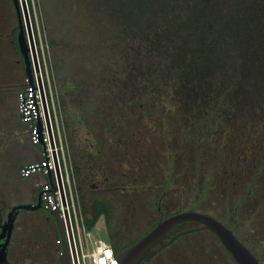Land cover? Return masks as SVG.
<instances>
[{"label":"trees","instance_id":"trees-1","mask_svg":"<svg viewBox=\"0 0 264 264\" xmlns=\"http://www.w3.org/2000/svg\"><path fill=\"white\" fill-rule=\"evenodd\" d=\"M65 1L62 18H74L75 28L69 36L59 30L57 37L49 23L48 39L66 129L65 160L90 213L84 214L86 228L101 217L109 222L113 213L107 197H88L91 192L125 200L133 219L145 209L157 214L135 239L110 238L114 252L150 230L161 211L165 217L193 209L223 222L264 264V0ZM5 4L0 0V107L11 103L16 125L0 123V150L20 133L30 138L29 123H20L17 110L25 76L17 18L7 17ZM28 8L33 21L29 0ZM44 84L54 128L45 76ZM36 156L43 157L42 149ZM23 163L13 165L15 173L20 175ZM12 169L7 166L0 179L1 223L22 201L11 200ZM208 199L215 203L205 210L201 205ZM169 200L177 206L166 214L162 204ZM22 211L29 210L15 212L8 245L13 264H21V258H11L20 224L33 217ZM35 212V222L50 234L49 247L37 249L39 258L24 255L32 264H49L52 255L56 264L54 219ZM199 224L184 221L170 233ZM210 237L217 245L205 241ZM143 264L237 263L213 232L199 228Z\"/></svg>","mask_w":264,"mask_h":264},{"label":"rangeland","instance_id":"rangeland-1","mask_svg":"<svg viewBox=\"0 0 264 264\" xmlns=\"http://www.w3.org/2000/svg\"><path fill=\"white\" fill-rule=\"evenodd\" d=\"M6 7L5 14L9 19H11V15H15V9L12 7L10 0H3ZM28 5V0H26ZM30 2V8L31 13L33 14V21L30 16L31 26H32V34L35 42V49H36V55L37 59L39 61L40 67L42 69V72L44 76L46 77L47 84L49 87V93L52 95V99L54 100V103L52 101V108L54 111V133H55V140L58 144L61 143L62 145V151L63 156L66 158V140L64 133L66 135V129L63 127V119L61 118L60 109L58 108V105L61 106L60 101V95L57 94L58 89L56 90L57 85V71L55 68V64L53 62V58L50 51V43H49V36L48 34L49 28L47 27V24H51V26H55L57 28V35L59 36L58 31H62L66 34V36H69L73 31V28H75V20L74 18L65 17L62 18V15L67 13V3L65 0H29ZM29 11V8H28ZM30 15V12H29ZM50 26V27H51ZM4 30H9L8 26L3 27ZM52 37V34L51 36ZM65 68V67H64ZM55 87V89H54ZM3 88V84L0 86V89ZM58 104V105H57ZM9 108H11V103H3L0 107V123L3 125H16L15 123V116L9 117ZM61 108V107H60ZM5 121L6 123H4ZM20 123H24V121L20 120ZM20 123H17L18 126H21ZM41 151V145L40 144H33L30 141V138L27 134L20 133V136L18 138H9L6 146L4 149L0 150V179H4V173L6 167L12 166V172L10 173L11 179L9 177L10 181V187L13 189L11 194V200L12 199H23L22 201H19L18 203H26L25 199L28 195H25L24 193L25 189L28 187V182L33 179L32 176L34 174L40 175L43 177L45 174L41 172H36L34 174H31V176L28 177H21L19 173H15V167L13 165L19 164L20 162H23L28 159L35 158V156L40 153ZM33 161V160H31ZM68 163V161H66ZM8 164V165H7ZM24 164V163H23ZM7 165V166H6ZM28 178V179H27ZM38 182H42V178L38 180ZM36 187L38 185L36 184ZM24 190V191H23ZM98 191V190H97ZM9 192V191H8ZM99 192V191H98ZM98 192H91L89 196L96 197V196H102L107 197L110 200V203L112 205V216L109 220V222H105L104 219L101 217L98 222L95 223L93 228L91 229L92 236L94 238H104L108 242H110V235L118 233L120 235L116 240L117 242L125 241L129 242L137 237L138 234L142 233L149 225H151L157 218V214L155 211L149 212L148 209H145L144 212H139V218L133 219L130 214L128 213V210L126 208V202L123 199H120L118 196L110 193H98ZM10 193V192H9ZM8 193V195H9ZM78 193V192H77ZM175 195V194H174ZM77 194V202L79 204V208L81 210L82 216L84 217V214L87 216H90L89 212H84V209L82 207V201L80 196ZM85 198V197H84ZM173 200H177V198L174 196ZM89 200H87L85 205H88ZM190 199H186L185 204L187 206L189 205ZM213 202L212 200L208 199L206 202H204L201 207L203 209H211L213 208ZM215 203V202H214ZM17 204V203H16ZM163 207L165 208V213L173 212L177 206L176 202L171 203L169 201L163 202ZM78 208V207H77ZM215 208V206H214ZM26 212L28 215H33L31 221L29 222H21L20 229L21 232L16 234V242H15V254L12 253V260L16 261L18 258H21L19 262L21 264H32L30 258L28 256H25L24 253H30L31 257L39 258L38 250L41 246L49 247V238L50 234H47V229L44 231L40 228V225L38 222H35L37 212L35 210H29V211H22V213ZM127 225V226H126ZM207 242H211L214 245L216 244V241L210 237V241L205 240ZM14 254V255H13ZM49 264H54V259H52V255L50 259L48 260ZM47 264V263H46Z\"/></svg>","mask_w":264,"mask_h":264},{"label":"water","instance_id":"water-1","mask_svg":"<svg viewBox=\"0 0 264 264\" xmlns=\"http://www.w3.org/2000/svg\"><path fill=\"white\" fill-rule=\"evenodd\" d=\"M16 18H17V35L16 40L19 51L22 55L25 74L29 76L30 81L33 82V73L38 71V60L35 49V42L32 34V26L28 5L26 0H12ZM38 86L41 96L42 113L44 122L46 124L47 135L49 139V147L54 162V172L58 182L60 191L62 214L60 209L46 210L42 207L40 201V192H38L36 200L33 202L17 203L11 206L7 212L5 221L0 225V264H13L7 257L8 245L11 237L13 219L16 211L20 209L27 210H43L51 215L54 219L57 236L59 238L58 256L56 264H70V257L73 256L76 263V251L70 223L68 219V210L66 208L67 202L64 196L63 185L60 176V168L55 151V143L52 134L51 120L49 116L48 100L44 91V87L40 77H38ZM36 125L39 130L41 148L45 156H48V145L43 139V122L42 117L39 116L36 120ZM47 180L51 184V190L56 189L54 183V174L52 170L46 173ZM184 221H195L200 223L197 226L179 230L174 234L170 232L175 225ZM199 228H205L213 232L232 255L237 264H260L257 257L249 250V248L242 243L233 233V231L223 222L214 216L199 212L193 209L179 211L169 216L160 217L157 223L137 239L131 245L115 252L113 261L110 264H143L148 261L156 252L162 247L168 245L179 235Z\"/></svg>","mask_w":264,"mask_h":264},{"label":"built area","instance_id":"built-area-1","mask_svg":"<svg viewBox=\"0 0 264 264\" xmlns=\"http://www.w3.org/2000/svg\"><path fill=\"white\" fill-rule=\"evenodd\" d=\"M38 60V59H37ZM38 77H40L44 91L46 94L45 84H44V74L40 67L38 61V71L33 73V82L30 81L29 76L25 74L24 84L17 91V110L19 112L20 118L29 123V135L30 139L34 143L40 142L39 130L36 125V120L39 116L42 117L43 122V139L48 145V156L41 159L25 162L20 167V175L27 177L33 173L41 172L46 175L48 170H52L54 174V183L56 184V189L51 190V184L48 180L44 181L39 186L40 201L42 207L46 210L60 209L62 214V203L60 197V191L58 188V182L54 172V162L51 154V148L49 147V139L46 130V124L44 122L42 113L41 96L38 86ZM47 98V94H46ZM48 100V99H47ZM49 109V104H48ZM49 116L51 120L52 134L55 143V151L57 155V160L60 168V176L63 185L64 196L67 202L66 208L68 210V219L70 223V228L72 232V237L74 241L75 251H76V263L74 262L73 256L70 257V264H110L115 256L114 249L111 243L104 238H94L92 236L91 230L86 228L84 223V217L82 216L79 204L77 202V192L74 187V181L72 180V167L66 162L63 156L62 145L58 142L56 143L54 128L52 124L50 109ZM59 153L62 156V164L60 162ZM47 176V175H46ZM78 207V208H77ZM63 216V214H62ZM60 243L59 238L56 239Z\"/></svg>","mask_w":264,"mask_h":264},{"label":"crops","instance_id":"crops-1","mask_svg":"<svg viewBox=\"0 0 264 264\" xmlns=\"http://www.w3.org/2000/svg\"><path fill=\"white\" fill-rule=\"evenodd\" d=\"M42 149V148H41ZM42 153H43V150H42ZM39 154V153H38ZM37 154V155H38ZM39 157H37V156H35V158H32V159H28V160H25L24 161V163L25 162H28V161H31V160H37ZM34 174V173H33ZM31 176V175H30ZM30 176H28V178L30 177ZM33 177V179L31 180V181H29L28 182V185H26L28 188H27V192L28 193H26V195H28V197L25 199V202H33V201H35L36 199V193H35V186H36V184L38 185V186H40L44 181H46L47 180V176L45 175V177H41L40 175H36V174H34V176H32ZM27 178V179H28ZM42 178V182L40 183V182H38V180H40ZM30 189L31 190H33V191H31L30 193H29V191H30ZM20 200H23V199H20Z\"/></svg>","mask_w":264,"mask_h":264},{"label":"flooded vegetation","instance_id":"flooded-vegetation-1","mask_svg":"<svg viewBox=\"0 0 264 264\" xmlns=\"http://www.w3.org/2000/svg\"><path fill=\"white\" fill-rule=\"evenodd\" d=\"M38 192H39V188L37 189V191H36V197H37V194H38ZM36 199V198H35ZM11 208V207H10ZM9 208V209H10ZM9 211V210H8ZM7 211V212H8ZM44 212H46V211H44ZM47 213V212H46ZM48 214V213H47ZM7 215V214H6ZM49 215V214H48ZM160 217H164V213L161 211L160 213H159V217H158V219L160 218ZM216 218V217H215ZM3 223V222H2ZM1 222H0V225L2 224ZM1 229V228H0ZM232 230V229H231ZM234 233V232H233ZM111 237V239H116V237H117V233H115V234H111L110 235ZM236 236V235H235ZM237 237V236H236ZM238 238V237H237ZM239 239V238H238ZM240 240V239H239ZM241 241V240H240ZM242 242V241H241ZM243 243V242H242ZM245 244V243H244ZM246 245V244H245ZM247 246V245H246ZM248 247V246H247ZM249 248V247H248ZM249 250H250V248H249ZM251 251V250H250ZM252 252V251H251ZM157 253V252H156ZM253 253V252H252ZM254 254V253H253ZM255 255V254H254ZM258 259V258H257ZM259 260V259H258ZM260 262V261H259ZM260 264H261V262H260Z\"/></svg>","mask_w":264,"mask_h":264}]
</instances>
